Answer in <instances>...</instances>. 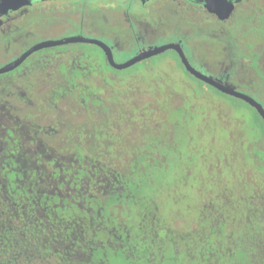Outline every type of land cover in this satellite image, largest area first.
<instances>
[{"label": "rangeland", "instance_id": "rangeland-1", "mask_svg": "<svg viewBox=\"0 0 264 264\" xmlns=\"http://www.w3.org/2000/svg\"><path fill=\"white\" fill-rule=\"evenodd\" d=\"M157 1L160 4L159 17L163 18V22L175 17L174 7L183 2ZM202 3L212 5L215 1L204 0ZM211 9L207 11L216 13ZM63 35L70 33L59 31L56 37ZM174 40L172 31L162 32L150 41V45L156 47ZM174 57L172 52L157 56L154 61L159 72L138 76L141 88L157 85L165 89L166 84L160 80L164 74L172 78L175 87V97L169 100L162 113L164 116H155L150 123L154 128H149L151 130L142 136L135 128L139 120H135L134 114L137 115V112L130 95H121L124 98L113 101L124 105L127 113L118 121L114 112L105 105V95L95 79L85 80L90 89L81 99L75 93L76 87L74 90L58 87L55 78H52L48 87L42 86L41 92L29 94L32 108L24 107L16 116L22 128V137L17 143L14 142V147L8 146V149L23 158L32 147H36L39 152L36 161L44 167L38 168L41 180L49 179L52 164L60 162L64 166L73 155L82 160V154L85 153L88 168L97 164L105 166L104 160H92L96 151L101 150L113 153L110 154L112 159L118 157L115 154L121 156L116 161L122 165H114L119 168L104 170L110 171L112 178L122 182L124 172L131 167L133 147L142 144L147 149L148 140L153 139L155 151L152 152L154 162L136 170L137 174L147 171L148 177L143 181L138 180L139 183H135L136 190L129 192L134 206L128 208L127 214L123 210L115 211V207L111 206L114 199L97 195L106 188L103 182L97 183L95 188L86 186L85 174L81 175L76 189L80 193L85 188L82 195L84 204L85 194L90 195L87 202H90L92 213L80 215L73 206L63 212V225L61 221L57 224L54 219H49L51 214L43 215L45 217L38 221L32 220L34 234L27 238L28 244H31L29 249L23 250V253L20 250L22 242L12 245V248H17L11 251L13 258L16 257L14 264H41L45 257L48 258L45 264H130L131 257L116 258L109 247H105V253H100L98 246L105 241L101 234L102 228L115 234V237L106 240L112 245L121 241L119 246L132 255L135 264H213L216 262L213 257L222 250L216 242L220 241L219 246L222 245L223 233L239 227L241 218L256 216L253 210L264 217V135L252 130L253 126L261 124L260 119L250 107L232 97H223L228 100L230 108L224 107L222 119L216 118L215 106H203L191 99L192 91L182 81L187 77L193 90L202 88V84L183 69L182 74L178 65L171 67L165 64L166 58ZM2 63L4 61L0 60V65ZM131 69V72L113 75L124 84L136 68ZM203 95L209 96V93L200 94ZM81 101L83 105L77 103ZM224 105L227 107V104ZM234 118L237 121L231 122ZM3 121H7L6 117ZM23 132L26 133L23 135ZM45 148L51 151L48 162L41 159V151H45ZM230 148H235L234 156L228 151ZM156 157L159 160H155ZM20 164L22 166V162ZM94 196L103 205L102 212H97L98 206L93 204ZM38 212L42 216V207ZM205 216L209 217L210 223H220L219 231L211 236L199 234L201 220ZM156 219L160 223H155ZM44 237L51 241L47 243L49 247ZM200 237L203 243H199ZM2 241L0 238V246L3 245ZM51 250L59 251L62 257L54 261ZM174 251L177 255L172 258L171 253ZM199 254L203 259H206L207 254L210 255L208 262L201 263ZM95 259L98 261L91 263ZM3 264L13 263L4 261Z\"/></svg>", "mask_w": 264, "mask_h": 264}, {"label": "flooded vegetation", "instance_id": "flooded-vegetation-1", "mask_svg": "<svg viewBox=\"0 0 264 264\" xmlns=\"http://www.w3.org/2000/svg\"><path fill=\"white\" fill-rule=\"evenodd\" d=\"M182 1L174 7L173 14H175V17L163 22V18L159 17L160 4L157 0H0V60L4 61L0 68L14 62L37 44L75 36L93 38L105 43L110 48L114 61L122 63L140 52L154 48L150 45V41L154 37L162 32L172 31L175 40L168 43L179 44L192 67L251 97L264 109V101L262 103L251 94V91L264 92V82L262 84L254 83V76L264 77V0H213L215 3L212 5H205L202 3L204 0H194V2L186 0L188 4H185L184 0ZM208 8H212L211 10L216 13L208 12ZM250 11H253V14ZM226 13H228L227 16L223 17L222 15ZM248 22L259 29L261 36H249V32L245 34V27ZM256 22L259 24L257 25ZM195 29L207 35L206 37L214 43V46H217L216 39L220 36V31L221 34L229 36L227 41L235 40L237 43L242 44V47L237 50L236 47L234 49L229 45L226 48L227 57L223 61L217 59L215 49L208 53L206 57H203L201 52L198 53L196 48L189 45L193 37L191 31L194 33L196 32ZM59 31L70 33V35L56 37ZM250 44H252V49L254 48L252 52L248 50L250 47H246ZM85 45L92 48L97 58L104 61L109 68L101 70L88 68L89 62L97 59L85 58ZM168 52H172L175 55L174 58L179 59V56L173 50L165 51L160 55ZM160 55L144 59L131 67L134 68L142 62ZM131 67L116 70L108 64L103 50L98 46L85 43H69L37 50L26 57L13 70L0 74V118H2V121H0V217L3 218L5 223L13 226L9 237L5 235L6 237L2 236L1 238L3 240V245L0 246L1 250H5V246L12 247V245L21 242L23 244L20 248L22 252L29 249L28 247L31 244H28L27 238L34 234L31 221L36 219L38 221L45 217L43 215L51 214L52 218L49 219H54L57 224L62 217H65L63 212L73 208V206L80 215H90L92 209L89 206L90 202H87L90 195L85 194L84 204L82 195L85 188L80 193L76 189L81 175L85 174L86 186L90 185V187L95 188L97 183L103 182L106 188L102 193H97L99 197L105 195L108 188L121 191L119 194V197H121L122 192L127 188L126 186H133L135 190L136 182L139 183V181L147 179V171L137 174L136 170L144 165L150 166L151 162H154L152 152L155 149L152 142L155 140L153 139L148 140L147 149L141 143V145L133 147V150L131 149L130 155L133 157L131 167L124 172L122 182L120 179L112 178L110 171L104 170V168H119L117 165L114 166L115 163H118L117 158L120 157L121 159V156L117 154L115 155L118 157L112 159L110 154L113 153L96 151L97 154H94L92 160H104L105 166L97 164L93 168H88L85 164V158L87 157L85 153L82 154V160L73 155L64 166L60 162L52 164L49 179L41 180L38 177L40 170L38 168L44 167L38 165L36 161L39 158L37 157L39 152L36 147H32L23 158L13 150L8 149V146L14 147V142L17 143L22 137V128H20L16 119L17 113H20V110L24 107H31L29 94L41 92V87H48L52 82V78H55V85L58 87L71 88L72 90L76 87L75 93L79 95L78 99H81L80 97L85 96L89 89L85 84L86 76H110L115 72L118 74L127 73L132 71ZM178 70L183 74L181 68H178ZM183 70L191 76L184 67ZM147 73V69L140 70L136 68L129 76L146 75ZM246 78L248 80H245ZM199 82L204 84L201 91L208 92L218 99L217 101L206 102L209 107L215 106L213 108L215 113L220 108L226 107L224 104L228 105V100L223 99V97L232 96L225 95L215 88L201 81ZM85 87L87 90H85ZM128 87L125 88L124 96L126 97L129 94L131 97L130 100L137 112V115L134 114L135 120L136 118L139 120L135 124V128L139 131L138 134L142 136L154 128L150 123L155 116H164L162 113L168 103L164 101L161 107H154L150 87L141 88L135 85H129ZM115 88L116 86L109 90L112 92L111 96L104 94L103 100L119 121L127 113L123 107L124 105L114 103L117 98L121 97V95L118 96L117 93L119 92L114 90ZM48 92L51 93V91ZM45 94H47V91ZM262 97L264 98V95ZM242 102L250 107L260 119L261 124L253 126V132L264 135L263 120L253 107L244 101ZM77 103L83 105L82 101ZM221 116L222 113L216 115V118L220 120L222 119ZM4 117L7 121H3ZM230 121L236 122L237 120L234 118ZM120 123H124V121ZM25 133L23 132V135ZM234 149L230 148L228 150L233 156L235 155ZM50 153L51 151L45 148V151H41V159L48 162ZM155 160H159L158 157ZM20 162H22V166ZM118 164L122 165V163ZM69 168L72 170L70 171ZM99 175L103 176L99 177ZM94 197L93 204L95 203V206H98L96 208L97 212H102L103 205L97 202L96 196ZM112 204L111 206L115 207V211L123 210L126 214L129 212V209L124 208L121 201L119 205L115 201ZM41 207L42 216L38 212ZM245 219L248 220L245 217L241 218L239 225ZM63 221H61V225H63ZM159 221V219H156L155 223H160ZM201 223L200 235L205 233L211 236V234L213 235V233L219 231L220 223H210L208 216L203 217ZM102 229L104 231L101 232L104 235L102 238L105 241L98 246L100 253H105V247L113 249L114 246L118 250L114 254L116 258L124 256L125 259H128L132 257L119 246V242L122 243L121 241L116 242L115 245L110 244L106 238L115 237V234L107 228ZM230 230L232 228L225 233L229 235ZM44 238L46 244L51 243L48 237ZM8 249L12 251L17 248ZM51 256L56 261V258L62 257V253L56 250L52 252L51 250ZM103 256L105 257V254ZM47 261L48 258L45 257L40 263L45 264Z\"/></svg>", "mask_w": 264, "mask_h": 264}, {"label": "trees", "instance_id": "trees-1", "mask_svg": "<svg viewBox=\"0 0 264 264\" xmlns=\"http://www.w3.org/2000/svg\"><path fill=\"white\" fill-rule=\"evenodd\" d=\"M250 12H251V14H253V11H250ZM256 24L258 25L259 23L256 22ZM195 31L196 32H194V33L191 31V36H193V37H192V41L189 45L196 48L198 53L201 52L203 57H206L208 55V53H211L212 50L215 49V51L217 53L216 54L217 59L219 61H223V60H225V57H227L226 48L229 45L231 47H233L234 49L236 47L237 50L241 49V47H242V44L237 43L235 40L227 41L229 36L225 35V34H221L220 31H219L220 36L216 39L217 40V42H216L217 46H214L213 45L214 43L210 42V39L207 38L206 37L207 35H204V33L202 31H199L197 29H195ZM247 32H249V36H251V35H254L256 37L261 36L259 29L255 28V26L252 25L250 22H248L246 24V27H245V34ZM229 40H231V39L229 38ZM246 47H250L248 49L250 52L254 51V48L252 49V44L246 45ZM85 58H96L97 59V60H93L92 62H89L88 68L100 69V70L105 69V68H109L104 61L97 58V55L92 50V48H89L86 45H85ZM165 64L167 66H171V67L178 65L177 66L178 68L183 69V66L181 65L178 58H166ZM135 68L140 69V70H146L147 69V72H148L147 74H151L152 72H154L156 74L157 72H159L158 67L155 64L154 58L138 64L137 66H135ZM116 73L117 72H115V74ZM140 75L141 74L130 76L128 78L129 81H127V83H124V84L122 83V81L120 79H117L116 76H114V75H110V76L105 75V76H97V77L86 76L85 80L91 79V78L97 80V84L99 86H101L103 93L108 95V96L112 95V92H110L109 90H111L113 87L116 86V88L114 90L119 92V93H117L119 96V95H124L125 88L126 89L129 88L128 87L129 85H135V86L140 87L141 81L138 79V76H140ZM254 78H255L254 83H261L262 84V82H264V77L254 76ZM171 79L172 78L169 75L166 76L165 74H164V76H162V78H160L161 82L163 84H166L165 89H160L157 85H155L154 87L153 86L150 87V89L152 90L150 95L151 96L153 95L152 104L154 107H156V106L161 107L163 105L164 101H166L168 103V102H170L169 100H172L173 97H175V94H174L175 87H174V85H172L173 83L171 82ZM152 83L155 84L154 82H152ZM182 84H184L185 86H188V88L192 91L190 98L195 100V101L197 100L203 106L208 105V104H206V102L218 100L215 97H213V95H210V94H209V96H205V95L200 96V94L205 93V91H201V88H198L197 90H193V87L190 85L189 79L187 77H185V80L182 81ZM124 86H127V87H124ZM85 90H87L86 87H85ZM162 90H166V92L165 91L162 92ZM251 94L254 95L257 99H259L263 103L264 98L262 97V95H264V92L260 93V92H256V91H251ZM185 98H187V97H185ZM225 108H228V110H229L230 106L227 105V107H225ZM191 111H189V112H191ZM218 112L215 113V117L218 114H221V113L223 114L224 109L220 108V110H218ZM126 187L127 188L122 192L121 197H119V194L121 191L110 189V188H108L106 190L107 191L106 194L101 195V197H104L106 199H111V200L117 199V200H115L117 205L120 204V199H122V202H123L122 204L124 205V208H127V209L131 208L134 206V200L130 199L131 197L129 194L133 193V191H135L136 189L134 190L133 186H126ZM115 191H117V192L114 193ZM129 192H131V193H129ZM126 195H127V197H126ZM135 201L137 202V200H135ZM131 205H133V206H131ZM252 212L256 216L251 217L248 220L245 219L244 221H242L240 226L238 225L239 227H237L235 230H230L229 235H227L226 233L223 235L224 238H223V241L221 243L222 244L221 246H219L220 241L216 242V245L218 247H221L220 249H222V250H219L218 254L215 257H213V260L216 261L213 264H264V217L257 215V213H256L257 211H255V210H253ZM12 227L13 226L5 223L3 221V218L0 217V235H1L0 238H2V236L3 237H6V236L9 237V235L11 234V228ZM100 237H101V235H100ZM206 238L208 239V236H206ZM201 242L202 241H201V237H200L199 243H201ZM16 245H18V244H16ZM8 248H12V247L5 246L4 247L5 250H1V248H0V264H3L4 261H6V262L8 261V262H11L14 264V262L16 261V257H15V259L13 258V256L11 255V250ZM111 251L114 254L116 253V251L118 252V250L114 246H113V249ZM91 255H93V254H90V256ZM171 255H172V258H174L177 255V252L174 251L171 253ZM199 255L201 257V263L208 262L207 259L210 257V255L207 254L206 259H203V256L201 254H199ZM131 259H132V262L130 264H135L134 258L131 257ZM97 261L98 260L95 259V261H91V263H96Z\"/></svg>", "mask_w": 264, "mask_h": 264}, {"label": "water", "instance_id": "water-1", "mask_svg": "<svg viewBox=\"0 0 264 264\" xmlns=\"http://www.w3.org/2000/svg\"><path fill=\"white\" fill-rule=\"evenodd\" d=\"M69 43H85V44H91V45L98 46L99 48H101L103 50L108 64L116 70L127 69V68L135 65L136 63H139L140 61H142L144 59L154 57L156 55H160V54H162L168 50H173L177 53V55L179 56V59L181 61V64L183 65L185 70L191 76H193L197 80L215 88L216 90H218L219 92H221L225 95H229V96H232L236 99H239V100L246 102L247 104H249L251 107H253L257 111V113L259 114V116L261 117V119L264 122V109L259 103H257L251 97L236 91L233 87H231L227 84H223L220 80L214 79V78L207 76L206 74L196 70L194 67L191 66V64L189 63L188 59L186 58L181 46L177 43H168V44H165L162 46L150 48L149 50L138 53L136 56L128 59L125 62L116 63L114 61V58H113V55H112L110 48L105 43H103L97 39H93V38H88V37H84V36H75V37L61 39L58 41L43 42V43L35 45L34 47H32L31 49L26 51L20 58H18L14 62L0 68V74H3V73H6L8 71L13 70L20 63H22L26 57H28L31 53H33L37 50L47 48V47H52V46L69 44Z\"/></svg>", "mask_w": 264, "mask_h": 264}]
</instances>
